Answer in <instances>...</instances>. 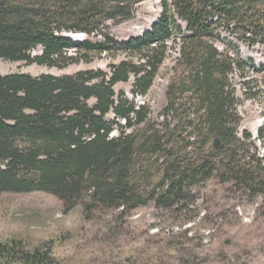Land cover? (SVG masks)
<instances>
[{
	"label": "trees",
	"instance_id": "1",
	"mask_svg": "<svg viewBox=\"0 0 264 264\" xmlns=\"http://www.w3.org/2000/svg\"><path fill=\"white\" fill-rule=\"evenodd\" d=\"M135 4L0 0L4 61L64 69L89 63L92 56L120 51L128 57L111 65L109 78L102 71L0 75V196L47 193L65 212L81 207L86 220L110 210L125 218L150 203L162 211L188 209L193 189L212 179L264 196V158L253 151L250 133L237 135L240 119L229 82L235 68L248 74L231 37L264 47V0H162L158 21L122 45L67 35L91 36L106 21L128 20ZM217 41L226 50L219 51ZM175 45L180 56L157 124L147 105L123 94L117 100L114 87L133 76V94L147 95ZM37 49L40 55L32 57ZM71 50L75 57L68 55ZM231 50L237 56L230 57ZM248 63L258 67L251 58ZM258 68L264 75V65ZM249 96L258 92L250 90ZM112 113L125 125L107 120ZM115 126L121 130L117 136ZM54 248L53 242L34 247L20 239L0 242V264H62Z\"/></svg>",
	"mask_w": 264,
	"mask_h": 264
},
{
	"label": "rangeland",
	"instance_id": "2",
	"mask_svg": "<svg viewBox=\"0 0 264 264\" xmlns=\"http://www.w3.org/2000/svg\"><path fill=\"white\" fill-rule=\"evenodd\" d=\"M135 1L130 19L118 23L106 21L98 32L78 40L105 43L108 38L122 45L139 36L140 31L150 29L161 16L162 0ZM156 1L154 9L157 14L149 11L150 4ZM130 25L136 30L131 31ZM231 38L248 48L249 55L256 56L253 47L258 45L248 46L238 37ZM176 45L170 50L160 75L147 95L133 94V76L128 83H119L114 87L117 100L123 94L125 100L147 105L157 124L163 120L167 89L173 76L176 54L180 52ZM40 53L41 50L37 49L31 56ZM231 53L237 56L235 50ZM248 54L239 56L246 63L248 74L233 73V94L236 93V105L245 115L257 113L264 116V92L257 97L248 96L250 88L259 90L257 81H264L262 72L248 63ZM68 55L75 57L76 53L71 50ZM127 59V55L119 51L114 56H92L89 63L73 62L64 69L0 59V75L39 77L50 74L60 77L102 71L109 78L111 65H118ZM72 69L75 71L71 72ZM94 103L89 102L91 106ZM107 120L125 125L123 120L115 119L113 113L107 116ZM120 132L115 126L112 135L117 136ZM253 142V151L264 158V141ZM192 195L193 202L188 209L162 211L150 203L125 218L118 211L110 210L99 211L94 214L93 220H86L81 207L65 212L63 203L47 193L3 194L0 196V242L20 239L29 247L53 242L54 254L62 264H264V196L245 192L232 183H222L218 179L196 186ZM172 228H179L180 231L165 235V231ZM227 240L230 241L229 246L225 244Z\"/></svg>",
	"mask_w": 264,
	"mask_h": 264
},
{
	"label": "built area",
	"instance_id": "3",
	"mask_svg": "<svg viewBox=\"0 0 264 264\" xmlns=\"http://www.w3.org/2000/svg\"><path fill=\"white\" fill-rule=\"evenodd\" d=\"M218 33H220L222 38L227 37L226 32L222 29ZM215 46L219 51L226 50V46H225V43L223 41L215 42ZM238 46H239L242 54H248L247 53L248 48H245L244 45H242L241 43H238ZM253 49H256V53H255L256 56L248 54V57L254 59V64L257 65L258 67L260 66V64L264 65V47L258 46L255 48L253 47ZM179 56H180V53H177L176 58H178ZM230 57H235V56L232 53H230ZM237 71H239V70L237 68H235L229 77L230 78V81H229L230 82V88L232 91L234 90L232 88L233 73H235ZM256 84L259 86V90H253V88H250V90H252L253 92H258V96H260L261 93L264 92V87H263L264 81H257ZM249 91H248V93H249ZM234 96L237 100L236 93ZM237 105H238V100H237ZM237 105H236V113L240 119V122H239V125L237 128V135L240 138H243L244 132H248L252 136V141H257L258 143H260L261 141H264V138L260 137V133L261 132L264 133V116L259 115L257 113H247L245 115L244 112L242 111V109L240 107L238 108ZM260 158H262V157H260ZM179 231H180L179 228H172L171 230H166L165 235H170L171 233H176ZM155 232H158V231H154V233Z\"/></svg>",
	"mask_w": 264,
	"mask_h": 264
},
{
	"label": "bare ground",
	"instance_id": "4",
	"mask_svg": "<svg viewBox=\"0 0 264 264\" xmlns=\"http://www.w3.org/2000/svg\"><path fill=\"white\" fill-rule=\"evenodd\" d=\"M157 1L156 2H154V3H151L150 4V8H149V11L151 12V13H156L157 14V11L155 12V9H154V6L155 5H157ZM155 15V14H154ZM129 28H131V31H135L136 30V28H134L133 26H129ZM139 31V30H138ZM140 32H142V31H140ZM68 37H70L71 39H73V40H78V39H83V38H85L86 37V35L85 34H78V35H74V34H69L68 35ZM72 71H75V69H72L71 70V72Z\"/></svg>",
	"mask_w": 264,
	"mask_h": 264
},
{
	"label": "water",
	"instance_id": "5",
	"mask_svg": "<svg viewBox=\"0 0 264 264\" xmlns=\"http://www.w3.org/2000/svg\"><path fill=\"white\" fill-rule=\"evenodd\" d=\"M69 39H71L70 37H69ZM71 40H73V39H71ZM76 41H79V40H76ZM220 141L217 139V140H215V142H214V149L215 150H217L219 147H220ZM225 244L227 245V246H229L230 245V241L229 240H227L226 242H225Z\"/></svg>",
	"mask_w": 264,
	"mask_h": 264
}]
</instances>
